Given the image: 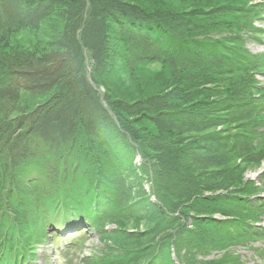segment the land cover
Masks as SVG:
<instances>
[{"label":"trees","instance_id":"16d2710c","mask_svg":"<svg viewBox=\"0 0 264 264\" xmlns=\"http://www.w3.org/2000/svg\"><path fill=\"white\" fill-rule=\"evenodd\" d=\"M167 1L201 10L0 0V264L36 257L47 231H77L80 254L97 236L102 249L80 264H244L235 250L264 241V200H250L264 190L245 179L264 165V55L247 48L264 0ZM46 24L47 53L11 50ZM114 40L129 72L164 67L159 92L126 102L101 91ZM21 94L39 103L22 110ZM129 222L149 228L118 226Z\"/></svg>","mask_w":264,"mask_h":264},{"label":"rangeland","instance_id":"374dc122","mask_svg":"<svg viewBox=\"0 0 264 264\" xmlns=\"http://www.w3.org/2000/svg\"><path fill=\"white\" fill-rule=\"evenodd\" d=\"M133 4L140 6L144 10L154 11H171V12H195L200 11L201 7L194 5H179L172 3L167 0H126ZM261 0H207L206 5L213 7L215 6H228V7H241L243 5H259ZM210 6V7H212ZM53 20L52 22H54ZM255 26L263 31V34L258 38L249 40L247 44L248 50L254 55H264V15L263 20L257 22ZM50 25L46 24L38 30H26L15 35L10 40V47L13 52L18 53H29L33 54H44L49 51L50 40L53 34L49 30ZM112 47L115 52L114 70L108 75V81L106 85H103L101 91L103 93L111 92L112 95L126 102H132L141 100L148 95H153L160 91L161 85H164L168 80V75L162 65H150L144 67H137L132 71H128L126 65L123 62V48L118 41L112 42ZM112 68V69H113ZM257 80L263 85L264 77L261 75L257 76ZM35 103V105H32ZM39 102L33 101L26 94H21L20 109L31 110L33 106ZM141 159L137 158L136 162L140 163ZM264 168V165H263ZM263 168L258 170L248 171L245 179L246 181H252L257 183L258 192H262L264 189V180L261 179L263 175ZM264 199V191L260 195L250 199L251 203L256 200ZM217 218L222 219L223 217L218 216ZM120 228L128 232H139L146 230L149 226L143 223L129 222L124 225H118ZM259 226L264 229V217L261 219ZM106 229H116V226H107ZM82 231V230H81ZM85 230H83L84 232ZM67 235V241L58 238L53 232L47 231V239L43 246L37 247L36 257L28 259L26 264H80L79 258L83 255L84 257L96 254L102 244L99 243L98 237L91 234L90 241L87 242L86 250L80 254L76 244L78 241H74L72 235L78 233L77 231L69 232ZM74 233V234H73ZM71 237V238H68ZM77 240V239H75ZM73 242V243H72ZM102 249V248H100ZM94 251V253H92ZM258 251V252H257ZM235 253L241 256V260L244 264H264V241H259L256 244L249 246H240L235 250Z\"/></svg>","mask_w":264,"mask_h":264}]
</instances>
